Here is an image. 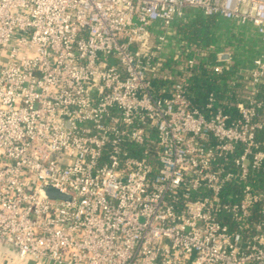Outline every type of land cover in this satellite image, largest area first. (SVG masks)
Returning a JSON list of instances; mask_svg holds the SVG:
<instances>
[{"label":"built area","instance_id":"obj_1","mask_svg":"<svg viewBox=\"0 0 264 264\" xmlns=\"http://www.w3.org/2000/svg\"><path fill=\"white\" fill-rule=\"evenodd\" d=\"M192 7L264 42V0H0V241L19 260L264 264V186L248 182L264 165V52L226 108L212 93L195 106L199 61L171 73L156 32ZM216 55L213 71L232 63Z\"/></svg>","mask_w":264,"mask_h":264},{"label":"trees","instance_id":"obj_2","mask_svg":"<svg viewBox=\"0 0 264 264\" xmlns=\"http://www.w3.org/2000/svg\"><path fill=\"white\" fill-rule=\"evenodd\" d=\"M169 31L156 30L157 33L165 34L164 65L170 72L173 74L179 72L174 65L181 61L180 59L195 56L199 61L198 66L189 69L190 74L185 78L187 95L197 107H202L207 95L212 93L216 99L215 103L226 108L228 102L235 98V87L241 82L244 69L249 67L255 56L264 52V42L251 26L225 19L217 14L205 15L195 7L185 10L181 16L175 17L170 22ZM192 46L205 50V54L195 55L194 51L190 49ZM224 47L231 49L232 63L227 68L215 72L210 66L220 62L216 51ZM176 52L179 53L178 59L173 58ZM230 81H234V84H230ZM170 82V80L159 78L153 79L155 90L164 86L167 88ZM258 96L260 97L259 92ZM258 136L264 138V131H260ZM131 149L132 153L137 156L141 155L139 148L131 146ZM248 182L255 187L264 186V165L251 174ZM241 186V183L227 182L223 188L224 193L232 192V200H235L239 196ZM256 216L257 214H255V218ZM226 221L235 227L234 220L226 217Z\"/></svg>","mask_w":264,"mask_h":264},{"label":"crops","instance_id":"obj_3","mask_svg":"<svg viewBox=\"0 0 264 264\" xmlns=\"http://www.w3.org/2000/svg\"><path fill=\"white\" fill-rule=\"evenodd\" d=\"M244 25L245 26H251L250 24H244ZM255 33L258 35V33L256 31H255ZM258 37H259V35H258ZM259 94H260V97L264 101V86L263 85H260ZM0 264H34V262L31 258L19 260L16 257V254L11 247L4 244L2 241H0Z\"/></svg>","mask_w":264,"mask_h":264},{"label":"water","instance_id":"obj_4","mask_svg":"<svg viewBox=\"0 0 264 264\" xmlns=\"http://www.w3.org/2000/svg\"><path fill=\"white\" fill-rule=\"evenodd\" d=\"M223 57H226L227 54L224 53L222 55ZM43 193L49 198H58V199H69V194L65 191H61L51 185L44 186Z\"/></svg>","mask_w":264,"mask_h":264}]
</instances>
